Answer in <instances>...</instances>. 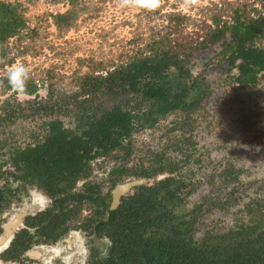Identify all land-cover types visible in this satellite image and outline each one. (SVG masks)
Instances as JSON below:
<instances>
[{"label":"trees","instance_id":"trees-1","mask_svg":"<svg viewBox=\"0 0 264 264\" xmlns=\"http://www.w3.org/2000/svg\"><path fill=\"white\" fill-rule=\"evenodd\" d=\"M259 1L263 10L255 8L257 16L236 9L232 22L219 25L215 20L208 38L199 42L226 40L225 34L229 33L219 53L234 84L240 88L256 84L264 74V43L260 42L264 40V0ZM69 4L65 12L52 15L59 30L68 28L82 9L77 7V0H70ZM25 27L19 2L0 0V53L3 43ZM190 46L167 35L160 36L146 44L139 55L104 75L87 73L79 77L80 86L70 108L73 126L66 127L61 119L50 118L42 125L45 131L41 137L34 135V141L16 153V160H23L26 165V176L36 178L38 185L55 197L54 201L77 199L80 203L86 198L92 205L97 202L96 213L101 217L107 211V220L102 217L98 223L102 226L100 232L104 231L111 241L108 256L91 264H264L263 198H250L243 206L246 221L241 220L224 232L207 230L197 236L196 213L202 204L185 209V197L193 189L177 162L164 156L156 155L149 166L118 168L120 174L149 178L160 172L171 175L136 187L121 198L114 210L107 209L109 202L100 207L99 201L103 200L92 195L91 184H86V193L69 194L75 181L90 173V159L112 150H125L126 141L138 127L155 124L171 112H191L203 100L208 84L200 75H193L181 58ZM27 88L29 95L37 96L35 84L28 82ZM101 96H106L111 104L102 103ZM60 100L33 105L31 113H59ZM5 104L0 124L27 116L20 103L6 100ZM241 173V168L225 165L212 178L211 183H217L216 191L210 190L207 198L212 205L222 209L236 203L238 186L233 183L239 181ZM63 193L66 197H58ZM108 197L109 194L105 199ZM73 211L70 210L71 214ZM15 240L11 248L25 243L19 238ZM15 247L9 251L13 252Z\"/></svg>","mask_w":264,"mask_h":264},{"label":"rangeland","instance_id":"rangeland-1","mask_svg":"<svg viewBox=\"0 0 264 264\" xmlns=\"http://www.w3.org/2000/svg\"><path fill=\"white\" fill-rule=\"evenodd\" d=\"M4 1L19 2L26 27L7 39L0 53L3 61L0 62V81H3L0 84V115L3 114L2 105L8 100L20 103L19 107L27 116H17L8 124H0V136L5 138L6 144L0 150V164L7 161L9 147L33 142L34 135L41 137L46 120L56 117L66 127L73 126L70 108L72 97L80 86L79 77L87 73L104 75L139 55L152 39L167 35L192 45L182 55V62L193 75L205 79L209 87L207 95L191 112H171L161 116L155 124L138 127L126 141L128 155L124 154L125 150H116L93 159L90 176L101 183L103 192L110 186L109 170L123 161L128 165L143 162L147 166L152 164L154 154L176 161L181 173L187 176L189 188L193 189L185 197V209L202 204L196 213L197 236L207 230L224 232L241 220L246 221L248 217L243 206L247 201L254 197L264 200V74L254 85L237 87L219 53L229 33L225 34L226 40L199 43L215 28V20L219 25L224 21L232 22L236 9L257 16L254 9L263 10L261 1L201 0L199 7L185 13L180 7L181 0H164L155 12L121 8L118 0H77V7L82 6V9L64 30L57 28L52 15L69 9L70 0ZM17 63L30 69L28 82L37 87L36 97L18 98L8 87L5 74ZM59 98V113H31L33 105ZM101 102L106 106L111 104L106 96H101ZM185 120H188L187 125H183ZM225 165L241 168L242 173L239 181L233 183L238 186L236 203L221 209L207 198L210 190L216 191L217 183L212 184V178ZM3 180L0 177V185ZM29 196L24 198V204H32ZM88 206L87 203L81 205L72 224H78L89 214ZM81 237L87 239L84 232Z\"/></svg>","mask_w":264,"mask_h":264},{"label":"flooded vegetation","instance_id":"flooded-vegetation-1","mask_svg":"<svg viewBox=\"0 0 264 264\" xmlns=\"http://www.w3.org/2000/svg\"><path fill=\"white\" fill-rule=\"evenodd\" d=\"M4 140L5 138L0 136V150L6 145ZM26 144L9 147L7 161L3 160L0 164L2 168L0 177L4 179L3 184L0 185V264H91L92 261L104 258L101 256V252L106 247L109 249L106 239H110L104 234V231L100 232L102 226L98 222L102 217L104 221L107 220V211L101 217L96 213L97 202L92 205L86 198L80 203L77 199H66L63 202L54 201L55 197L46 193L38 185L36 178L31 179L26 176L27 169L24 161L16 160L17 151L23 150ZM128 149L129 146L126 145L125 155H128ZM116 150H112L108 154ZM99 156L101 155H97L88 161L90 173L86 177L78 178L71 190L69 189V194L70 191L71 193H86V184H91L93 186L92 195H98L103 200L102 202L99 201L100 207L103 208V205L109 202L108 210H111L112 191L117 185L137 179L144 180L143 183L132 186L131 191L129 190L125 195H122L118 206L121 198L131 194L136 187L151 184L153 181L171 175L160 172L149 178L135 176L127 172L120 174L118 168L124 165L127 167L145 166L143 162L128 165V162L123 161L109 170L107 179L110 186L108 190L102 192L101 183L90 176L92 171L90 162ZM163 173L166 175L157 177ZM150 179L153 181L148 183ZM27 194L30 195L29 200L32 204L23 203ZM107 194L110 197L105 199ZM58 197L64 198L66 196L63 193ZM83 203L89 205V214H86L78 224H72L73 218L81 210ZM70 210H74L73 214ZM66 214H68L67 217H65ZM82 231L87 235L85 240L81 237ZM17 238L25 240V243L23 246L17 244L15 247L14 245L15 250L9 251L13 248H11L12 243Z\"/></svg>","mask_w":264,"mask_h":264},{"label":"clouds","instance_id":"clouds-1","mask_svg":"<svg viewBox=\"0 0 264 264\" xmlns=\"http://www.w3.org/2000/svg\"><path fill=\"white\" fill-rule=\"evenodd\" d=\"M164 0H118L119 7H135L147 12H155L162 7ZM201 0H181L180 7L187 13L193 8L199 7ZM0 62H3L0 60ZM7 84L13 93L17 95L18 98H27L28 88L27 84L30 79V69L23 63H17L10 66L6 72ZM3 81H0L2 84ZM108 247L111 246V241L106 239ZM101 256L107 258L108 248L106 247L102 252Z\"/></svg>","mask_w":264,"mask_h":264},{"label":"water","instance_id":"water-1","mask_svg":"<svg viewBox=\"0 0 264 264\" xmlns=\"http://www.w3.org/2000/svg\"><path fill=\"white\" fill-rule=\"evenodd\" d=\"M144 180L137 179L134 181H129L122 183L120 185H117L115 189L112 191V202L110 205V209L113 210L117 204L119 203V199L122 195H125L127 191L131 189L132 186L143 183Z\"/></svg>","mask_w":264,"mask_h":264}]
</instances>
